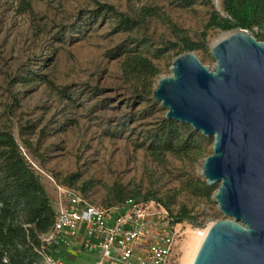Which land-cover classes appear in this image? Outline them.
Masks as SVG:
<instances>
[{
	"label": "rangeland",
	"instance_id": "374dc122",
	"mask_svg": "<svg viewBox=\"0 0 264 264\" xmlns=\"http://www.w3.org/2000/svg\"><path fill=\"white\" fill-rule=\"evenodd\" d=\"M213 14L224 15L221 0H0V130L16 136L52 206L67 189L101 207L121 195L174 217L184 209L194 219L178 222L185 232L224 218L217 185L200 174L212 139L163 125L166 110L151 98L183 40L194 45L185 53L215 64L211 44L226 32L208 27ZM136 56L154 74L130 68ZM185 235L171 264H182Z\"/></svg>",
	"mask_w": 264,
	"mask_h": 264
},
{
	"label": "water",
	"instance_id": "95a60500",
	"mask_svg": "<svg viewBox=\"0 0 264 264\" xmlns=\"http://www.w3.org/2000/svg\"><path fill=\"white\" fill-rule=\"evenodd\" d=\"M210 56L208 68L192 53L178 55L151 94L166 121L212 139L200 174L217 185L212 201L224 218L210 225L191 264H264V42L234 29Z\"/></svg>",
	"mask_w": 264,
	"mask_h": 264
},
{
	"label": "trees",
	"instance_id": "16d2710c",
	"mask_svg": "<svg viewBox=\"0 0 264 264\" xmlns=\"http://www.w3.org/2000/svg\"><path fill=\"white\" fill-rule=\"evenodd\" d=\"M221 5L224 15L213 14L208 27L222 32L246 30L257 41L264 42V0H221ZM193 48L194 45L183 40L178 55ZM128 66L140 73L155 72L150 63L139 56L131 58ZM163 125L170 128L174 123L164 121ZM165 134L170 139L174 133ZM130 199L147 200L139 196ZM115 200L119 204L127 199L116 195ZM171 217L174 223L182 220L193 223L194 220L184 209ZM53 218L52 203L36 171L21 154L12 133L0 130V264H44L46 254L72 261L74 257L63 248L58 255L53 254L56 248L53 245L46 251L41 250L40 237L50 231Z\"/></svg>",
	"mask_w": 264,
	"mask_h": 264
},
{
	"label": "built area",
	"instance_id": "2783aa9c",
	"mask_svg": "<svg viewBox=\"0 0 264 264\" xmlns=\"http://www.w3.org/2000/svg\"><path fill=\"white\" fill-rule=\"evenodd\" d=\"M57 200L52 228L40 237L41 250L53 245L54 255L60 248L73 260L84 255L82 264H171L172 247L184 234L170 213L153 201L127 199L101 207L67 189L58 190ZM71 262L43 257L44 264Z\"/></svg>",
	"mask_w": 264,
	"mask_h": 264
},
{
	"label": "bare ground",
	"instance_id": "6f19581e",
	"mask_svg": "<svg viewBox=\"0 0 264 264\" xmlns=\"http://www.w3.org/2000/svg\"><path fill=\"white\" fill-rule=\"evenodd\" d=\"M216 1L218 2L219 0H216ZM221 38H222V35L219 38H217L216 40H219ZM208 228L205 230H201V231H192L190 229H187L186 232L184 231V234H186L185 236H186L187 240L185 242H186V246H187L188 251L186 252L185 257L182 260V264H191L192 259L195 255L202 239L204 238Z\"/></svg>",
	"mask_w": 264,
	"mask_h": 264
},
{
	"label": "crops",
	"instance_id": "0c3cea01",
	"mask_svg": "<svg viewBox=\"0 0 264 264\" xmlns=\"http://www.w3.org/2000/svg\"><path fill=\"white\" fill-rule=\"evenodd\" d=\"M52 207H53V210H54V212H55L56 209H57V204H56V202H54V205H53Z\"/></svg>",
	"mask_w": 264,
	"mask_h": 264
}]
</instances>
